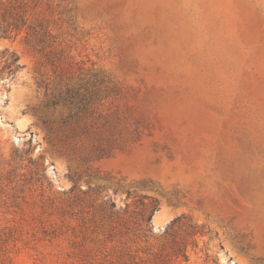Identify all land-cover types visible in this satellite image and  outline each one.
<instances>
[{
    "label": "rangeland",
    "instance_id": "1",
    "mask_svg": "<svg viewBox=\"0 0 264 264\" xmlns=\"http://www.w3.org/2000/svg\"><path fill=\"white\" fill-rule=\"evenodd\" d=\"M0 264H264V0H0Z\"/></svg>",
    "mask_w": 264,
    "mask_h": 264
},
{
    "label": "trees",
    "instance_id": "2",
    "mask_svg": "<svg viewBox=\"0 0 264 264\" xmlns=\"http://www.w3.org/2000/svg\"><path fill=\"white\" fill-rule=\"evenodd\" d=\"M18 58H15V60H13V63L17 62ZM182 221V218H177V219H174L173 221H171L169 227L167 228L168 229H172L174 228L175 226L179 225V223ZM190 228H192V226H190ZM166 230V231H167ZM193 234H196L195 231H192ZM178 253H182V255L187 259V250L186 248H183L182 246H179L178 249H177Z\"/></svg>",
    "mask_w": 264,
    "mask_h": 264
}]
</instances>
